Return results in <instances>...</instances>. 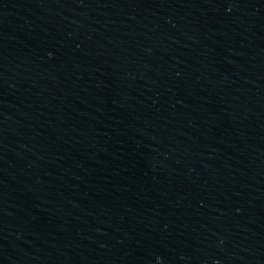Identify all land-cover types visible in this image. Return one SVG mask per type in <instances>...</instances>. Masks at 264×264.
<instances>
[{
    "label": "water",
    "instance_id": "1",
    "mask_svg": "<svg viewBox=\"0 0 264 264\" xmlns=\"http://www.w3.org/2000/svg\"><path fill=\"white\" fill-rule=\"evenodd\" d=\"M0 264H264V0H0Z\"/></svg>",
    "mask_w": 264,
    "mask_h": 264
}]
</instances>
